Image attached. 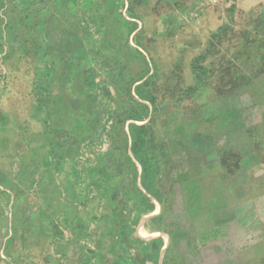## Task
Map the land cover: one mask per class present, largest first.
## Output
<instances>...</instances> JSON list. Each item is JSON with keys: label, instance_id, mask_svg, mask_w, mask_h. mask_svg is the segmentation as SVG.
<instances>
[{"label": "rangeland", "instance_id": "374dc122", "mask_svg": "<svg viewBox=\"0 0 264 264\" xmlns=\"http://www.w3.org/2000/svg\"><path fill=\"white\" fill-rule=\"evenodd\" d=\"M56 71L73 99L46 110L73 117L74 145L133 153L139 196L149 164L171 195L177 164L160 150L229 129L241 90L264 82V0H0V131L35 112L33 84ZM50 255L0 244V264Z\"/></svg>", "mask_w": 264, "mask_h": 264}, {"label": "crops", "instance_id": "0c3cea01", "mask_svg": "<svg viewBox=\"0 0 264 264\" xmlns=\"http://www.w3.org/2000/svg\"><path fill=\"white\" fill-rule=\"evenodd\" d=\"M58 75L33 84L41 108L0 131L2 250L17 239L49 245L52 264H264V82L241 90L229 129L160 150L177 164L173 194L154 190L149 164L139 196L133 153L75 146L73 117L47 112L73 99Z\"/></svg>", "mask_w": 264, "mask_h": 264}]
</instances>
